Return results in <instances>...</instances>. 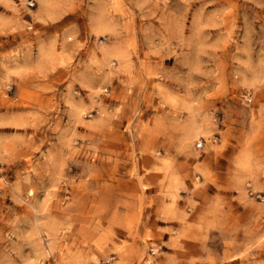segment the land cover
<instances>
[{
	"label": "rangeland",
	"instance_id": "rangeland-1",
	"mask_svg": "<svg viewBox=\"0 0 264 264\" xmlns=\"http://www.w3.org/2000/svg\"><path fill=\"white\" fill-rule=\"evenodd\" d=\"M0 264H264V0H0Z\"/></svg>",
	"mask_w": 264,
	"mask_h": 264
},
{
	"label": "built area",
	"instance_id": "built-area-1",
	"mask_svg": "<svg viewBox=\"0 0 264 264\" xmlns=\"http://www.w3.org/2000/svg\"><path fill=\"white\" fill-rule=\"evenodd\" d=\"M201 145V142L197 143V146H200Z\"/></svg>",
	"mask_w": 264,
	"mask_h": 264
}]
</instances>
